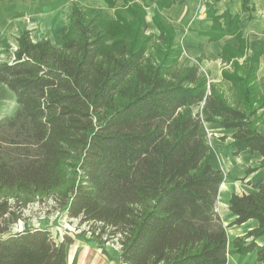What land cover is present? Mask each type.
Here are the masks:
<instances>
[{"label": "trees", "instance_id": "trees-1", "mask_svg": "<svg viewBox=\"0 0 264 264\" xmlns=\"http://www.w3.org/2000/svg\"><path fill=\"white\" fill-rule=\"evenodd\" d=\"M144 30L142 18L137 28L107 22L75 4L65 40L25 31L14 59L0 62L17 105L0 122V264H69L72 237L11 230L10 201L21 196L53 198L100 249L117 243L123 264H228L216 206L226 176L211 162L206 124L233 130V156L258 153L264 168V94L244 83L230 102L198 66H179L173 41L174 57L152 60ZM256 190L232 194L229 227L257 223L233 247L264 264V181Z\"/></svg>", "mask_w": 264, "mask_h": 264}, {"label": "crops", "instance_id": "crops-1", "mask_svg": "<svg viewBox=\"0 0 264 264\" xmlns=\"http://www.w3.org/2000/svg\"><path fill=\"white\" fill-rule=\"evenodd\" d=\"M39 1L44 5H39ZM75 3L100 11L107 22L130 23L137 28L142 18L147 39L151 36L150 39L155 38L165 47V43L173 41V49L179 51V66L184 69L198 66L208 84H214L230 102L244 83L258 87L260 94H264V0H0V50L7 47L12 28L23 31L30 24L39 32L45 30L41 32L44 37L38 41L51 39V34L59 33L55 30L60 25L68 27ZM1 97L11 98L15 107L16 97L0 83V118L6 119L10 116L2 113L5 101ZM206 130L210 138L217 133L226 138L222 146H227L226 141L232 140L234 134L216 123H207ZM250 180L252 190L248 188L244 193H255L264 178L257 185L253 184V178ZM230 183L232 192L224 198L228 204L236 193L234 182ZM233 219L231 215L230 222ZM256 227L257 223L250 221L243 226H232L235 232L231 229V234L227 229L228 264H262L257 261L256 252L244 256L233 247L236 238ZM70 237L74 242L66 248L69 264L75 260L78 264H123L119 260V248L106 247L103 251L89 237L73 233ZM257 243L262 245L264 237Z\"/></svg>", "mask_w": 264, "mask_h": 264}, {"label": "rangeland", "instance_id": "rangeland-1", "mask_svg": "<svg viewBox=\"0 0 264 264\" xmlns=\"http://www.w3.org/2000/svg\"><path fill=\"white\" fill-rule=\"evenodd\" d=\"M37 3L39 5H44V2L42 1H39ZM1 11L2 10H0V13H2ZM33 26L34 24H30L29 29H25L23 31L12 28L11 35L10 33H8L10 35L9 38H11L7 43V47L0 50V62H8L14 59L17 50V40L25 31L30 32V35L34 42H37L39 39L44 37L41 32L45 30L40 29L41 32H39V30H35ZM61 30L64 31L61 32ZM55 32L59 33L51 34L50 37L52 36V38L48 39L52 40L54 43L62 42L67 37L68 27L66 28L65 26L64 28L62 25H60L59 28L55 30ZM150 37L147 42V47L149 48L148 54L150 56H153L152 60L159 63L167 55V53H171V51H169V48H166L165 46L159 44L155 38L150 39ZM145 39H147V37L145 35H142L139 44H141ZM170 57H174V53H171ZM1 98L5 101L3 102L4 107L2 109V113L6 116L14 115L17 107H15L12 99H5L3 97ZM258 103L259 105L261 104L260 101H258ZM257 106L258 105H256V107ZM256 107L254 106V108ZM3 114H1V116ZM0 119L4 120V118L2 117ZM262 128H264V126ZM217 134V136L213 135L212 138H210V135H208V143L210 145L212 155L211 162L216 168H220L223 170L224 176H226V181L220 187V195L216 206L221 220H223L226 228L228 229V232H230L231 234L232 232H235V228L233 229L229 227L231 223V220H229V218L232 213L230 211V205L228 204L227 200L224 199L225 197L228 198L230 196V193L232 192L230 182H234L235 188L233 191L243 195L244 191H248V188H251L250 190H252L253 186L250 179L253 178V184L256 185L259 184L260 181H262V179L264 178V168L260 167L262 159L260 158L258 153L254 154L250 151H247L243 152V154L238 157H234L233 148L230 147V143L232 140L228 139L226 143L229 144L227 146H222V142H225L226 138L222 139L220 133ZM248 169H256V171L254 173L246 175ZM221 190L224 191L223 196ZM23 199L24 197L21 196V202L17 201V199H12L10 201V204L13 206L14 212H16V216L19 217L18 221L13 223L11 227L12 231L16 232L19 230L28 229V227H37L50 230L55 239L62 240L63 237L70 236L72 233L76 236H83V238L89 237L93 239L91 233L89 232V227L87 225L80 226L78 224V221H70L67 218L66 213L58 208L53 198L35 197L32 198L31 201L27 204H24ZM231 229H233L232 232ZM106 247L119 248V245L117 243H107L104 248Z\"/></svg>", "mask_w": 264, "mask_h": 264}, {"label": "bare ground", "instance_id": "bare-ground-1", "mask_svg": "<svg viewBox=\"0 0 264 264\" xmlns=\"http://www.w3.org/2000/svg\"><path fill=\"white\" fill-rule=\"evenodd\" d=\"M223 188V187H222ZM222 191V190H221ZM223 194H224V191H222V196H223Z\"/></svg>", "mask_w": 264, "mask_h": 264}]
</instances>
